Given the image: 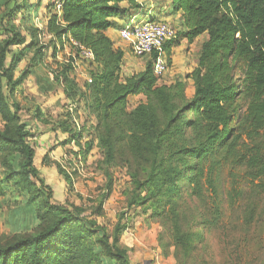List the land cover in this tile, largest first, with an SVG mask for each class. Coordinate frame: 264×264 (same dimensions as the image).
Segmentation results:
<instances>
[{"label": "trees", "instance_id": "16d2710c", "mask_svg": "<svg viewBox=\"0 0 264 264\" xmlns=\"http://www.w3.org/2000/svg\"><path fill=\"white\" fill-rule=\"evenodd\" d=\"M31 1L0 0V199L7 201L17 182L36 225L0 241V264H132L121 247L126 225L118 222L109 234L82 207L53 202L54 191L36 167L35 136L16 99L30 78L40 94L62 89L68 105L79 107L86 118L82 125L66 110L53 131L66 137L64 145L80 147L83 159L97 145L109 191L119 153L129 152L124 163L134 190L127 206L152 211L151 217L169 226L177 262L184 264L203 239L183 212L184 191L191 188L201 198L202 187H215L227 164L251 171L255 180L264 178V0H166L169 14H181L177 38L164 47L169 69L173 49L201 41L193 72L170 85L159 84L166 76L155 73L158 54L141 58L142 72L123 77L132 49L107 35L146 16L142 0H51L44 32L27 17L41 7ZM44 36L54 37L48 55ZM64 39L93 53L94 60L83 63L92 83L74 79L71 58L56 71L49 68ZM138 97L144 101L130 110ZM33 117L50 126L37 107ZM65 176L71 185L72 177Z\"/></svg>", "mask_w": 264, "mask_h": 264}, {"label": "rangeland", "instance_id": "374dc122", "mask_svg": "<svg viewBox=\"0 0 264 264\" xmlns=\"http://www.w3.org/2000/svg\"><path fill=\"white\" fill-rule=\"evenodd\" d=\"M38 1L41 3L39 12L36 14V11H33L27 17L36 28L42 26L43 30L40 31L44 32V24L50 11L48 5L52 2L55 4L56 1L32 0L31 3L37 4ZM157 2L160 6L166 4V0ZM160 6L158 5L157 9ZM147 11L150 10L145 13H148ZM159 15V12H151L130 25L149 22ZM53 38L42 37L45 48H49L47 55L52 52L50 43ZM200 42L196 43L191 59H197ZM117 45L129 50L128 45L119 40ZM71 51L69 44L60 46L58 58L47 62L49 68L58 70L60 65L69 59ZM163 57L167 60L166 54ZM131 58L133 59L130 55L124 66ZM145 62V59L134 57L133 63L137 70L144 67ZM169 72L170 70L159 84L167 83ZM89 73L90 71L84 73L81 68L80 72H74V79L83 85L86 77L82 76ZM16 99L22 107L23 121L29 124L31 133L35 136L31 143L37 153L36 167L54 191L53 202L68 208L72 205L82 207L85 210L84 216L96 220L109 234L118 222L126 225L121 247L127 250L132 264H179L174 240L168 235L169 226L164 225L160 219L151 217L152 211L127 206L134 190L127 165L124 163L130 158L129 152L123 150L119 153L116 165L111 170L113 180L112 189L109 191V181L104 175V156L97 145L94 144L90 155L83 159L80 147L77 148L73 144L64 145L66 137L53 131L56 121L66 110L78 116L75 117L80 125L86 121L83 113L80 114L79 107L75 104L68 105L62 89H58L55 94L44 96L39 93L35 79L30 78L18 89ZM143 101L142 97L131 99L130 110ZM66 106L69 108L66 109ZM36 107L51 119L50 126H45L33 117ZM65 175L72 177L71 185L66 181ZM12 183L9 199H0V241H6L14 232L29 230L36 225L34 215L27 213L23 197L20 196L23 188L17 182ZM202 188L201 198L193 195L191 188L184 191L183 212L196 224L192 226V232L202 234L203 238L201 243L196 245L193 258L184 261V264H264V178L255 180L251 171L227 164L217 176L215 187L205 185ZM180 259L183 260L182 255Z\"/></svg>", "mask_w": 264, "mask_h": 264}, {"label": "built area", "instance_id": "2783aa9c", "mask_svg": "<svg viewBox=\"0 0 264 264\" xmlns=\"http://www.w3.org/2000/svg\"><path fill=\"white\" fill-rule=\"evenodd\" d=\"M62 8L61 3H57V12L60 15ZM178 29L166 21H152L140 22L137 25L126 26L119 31V39L126 43L132 49V54L136 58H148L153 54H158L155 61V73L158 77H164L170 70L168 61L164 59V47L173 42L177 38ZM65 41V39H64ZM66 44L69 42L65 41ZM70 44L74 50L70 53V64L73 66L75 72H80L83 68L84 62H92L94 55L91 51L83 48L77 42L70 39ZM70 60V59H69ZM86 77L84 81L92 83L91 77ZM79 127V123L75 121Z\"/></svg>", "mask_w": 264, "mask_h": 264}, {"label": "crops", "instance_id": "0c3cea01", "mask_svg": "<svg viewBox=\"0 0 264 264\" xmlns=\"http://www.w3.org/2000/svg\"><path fill=\"white\" fill-rule=\"evenodd\" d=\"M142 3L144 4L145 10H150V11H147L148 12L147 14H151V12L152 13L159 12V14H160L158 17L159 19H161L162 21L169 22L174 27L179 29L181 14L180 13H176V14H172V15L169 14V9H168L169 3L166 4V6L163 10L156 9L157 6L159 5L157 0H142ZM119 25L122 27L125 25V23L123 21H119ZM38 29L43 30L42 26H40V28H38ZM107 35L111 38V40L113 42H115L117 44V41L119 40V32L118 31H109L107 33ZM195 46H196V44L188 45L186 42H182L180 47L172 50L173 51L172 67H171L170 72L168 74V81H167L168 85L174 83L177 78L184 77L187 74H191L193 72V70L196 67V63H195V60L193 58L191 59V56H192V52L194 51ZM130 55L132 56V54L126 55L125 62L127 61L128 57H130ZM176 58H179L180 60L177 61ZM128 61L129 62L123 67V72H122L123 77L124 76L125 77L133 76L134 74L142 72L145 69V67H143V66L141 67L140 70L136 69V66L133 63L134 57H133V59L131 58ZM125 62H124V64H125ZM83 71H84V73L88 72L87 67H83ZM135 71H138V72L135 73ZM187 94L189 97H192L194 95V83H193V81L189 82V88H188ZM35 140H37V138H35Z\"/></svg>", "mask_w": 264, "mask_h": 264}]
</instances>
